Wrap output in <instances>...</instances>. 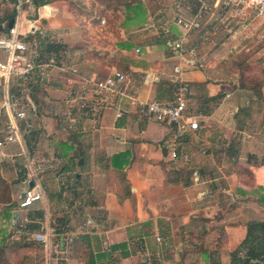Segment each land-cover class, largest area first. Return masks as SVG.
<instances>
[{
  "label": "crops",
  "instance_id": "0c3cea01",
  "mask_svg": "<svg viewBox=\"0 0 264 264\" xmlns=\"http://www.w3.org/2000/svg\"><path fill=\"white\" fill-rule=\"evenodd\" d=\"M124 4L130 6L122 10L114 0H56L22 9V34L40 27L45 35L63 40L55 42L63 48L50 57L58 64L51 71L53 82L40 87L56 86L66 77L79 112L65 113L53 123L55 119L47 117H55L56 109L44 108L51 112L47 116L33 102L32 90L16 93L30 111L27 124L32 128L28 132L22 123L19 143H5L0 134L1 174L20 198L36 167H41L35 174L44 199L23 216L18 208L3 212L0 232L11 227L5 224L8 215L14 225L13 212L19 211L17 224L32 235L49 236L46 264H186L175 249L187 253L182 246L194 244L195 235L210 236L216 229V211L225 208L220 219L227 222L228 247L220 253L210 241L204 247L206 258H213V264H245L240 249L248 250L243 244L248 228L264 225V89L259 97L240 85L246 80L235 68L239 53L233 34L256 18H234L228 0ZM16 5L17 0H0V36L8 31L12 14L16 21ZM225 18L230 23L218 30ZM78 31L81 49L73 44ZM217 31L225 34L216 38ZM64 54L72 55L65 63ZM77 54L79 60L74 59ZM114 72L126 75L122 88L127 86L128 101L121 102L116 92L94 91ZM184 86L188 117L199 127L175 140L174 126L141 110L149 102H172ZM221 119L226 129L236 131L237 139L227 146L220 141ZM73 135H79V144L70 142ZM223 150L230 166L221 188L216 180ZM12 170L21 173L9 178L6 174ZM218 192L225 196V207L223 201L216 205L213 200ZM202 216H208L209 227L202 225Z\"/></svg>",
  "mask_w": 264,
  "mask_h": 264
},
{
  "label": "built area",
  "instance_id": "2783aa9c",
  "mask_svg": "<svg viewBox=\"0 0 264 264\" xmlns=\"http://www.w3.org/2000/svg\"><path fill=\"white\" fill-rule=\"evenodd\" d=\"M233 5L232 16L237 19L246 20L250 17L256 19L264 18V0H228ZM33 5L32 0H17V18L11 29L0 36V87L4 93V102L1 112L4 118L3 132L5 143H19L22 140V123H26V129L30 132L32 126L27 124L29 113L23 100L18 101L16 97L10 96V90L15 89L17 93H30L34 87L41 86L50 80L51 71L57 68V61L54 58L46 59L45 48L42 46L45 32L40 27H32L33 31L22 34L20 32V17L24 6ZM186 29L189 23L178 21ZM33 25L38 20L33 21ZM104 24V21H102ZM36 30H35V29ZM31 33V34H30ZM177 48L180 45H176ZM264 67V66H263ZM126 81V75L114 72L103 83H99L94 91L96 93L116 92L122 98L127 97V86L122 88ZM188 88L180 87L176 92L172 102H149L142 107V113L152 116L157 122L172 125L176 128L174 139L178 140L188 133L195 131L199 127L196 120H190L187 114L188 102L186 95ZM128 98V97H127ZM132 99V98H130ZM29 105L36 109L30 99ZM133 104L136 103L132 100ZM172 157L176 158V151L172 152ZM41 167H36L31 180L33 187L25 189V196L19 198L18 210H28L37 203L43 201L44 191L35 173H40ZM27 222V219L24 220ZM32 240L38 242L48 249L50 238L46 234L32 235ZM157 241L162 239L157 237Z\"/></svg>",
  "mask_w": 264,
  "mask_h": 264
},
{
  "label": "rangeland",
  "instance_id": "374dc122",
  "mask_svg": "<svg viewBox=\"0 0 264 264\" xmlns=\"http://www.w3.org/2000/svg\"><path fill=\"white\" fill-rule=\"evenodd\" d=\"M114 1L117 4H119L120 7H123V3H127V0H114ZM150 5H151V7H157L156 4H154V3H150ZM249 21L250 22L246 25L245 28H243V29L240 28V31H241L240 34H238V35L233 34V35H235V38H237V39L233 40V45L237 47L236 53L237 52L239 53L236 57V60H235V68H238L237 70H240L241 77L243 79H246L245 83H247L251 87H257V86L261 85L263 87L262 88V91H263V89H264V75H263L264 18L250 19ZM229 23H230V20H228L226 18L223 19L222 21L219 22L218 30L220 27H225V26L227 27V25ZM79 32L80 31H78V34L75 35L76 36L75 38H77V39H76L75 43H73L75 45V48H77V49L82 48L81 35L79 34ZM238 32H239V30H238ZM224 34H225V32L217 31V34H216L217 37L216 38H218V37L221 38ZM216 35L213 34V37H215ZM44 38L45 39L42 43V46H44V45L46 46V44H48V41H51L54 43L55 42L58 43V41L63 42L62 39H57L55 37L53 38L52 35H44ZM46 39H48V41ZM79 54H77L76 56L73 55L75 60L80 59ZM64 55H65V59L63 62L65 63V60L70 59L72 55H70V54H64ZM66 56L69 58H67ZM95 56L96 55L93 54V57H95ZM71 61H73V60H71ZM246 61H248V62H246ZM242 62H244V65H241ZM65 78L66 77L62 76L59 80L60 82L58 84H56V86L54 84L53 86L50 87L51 83L53 82V79H51L50 80L51 83L46 86L45 91L43 90L39 94V99H41L42 102L44 103V108L52 107V108L56 109V112H54L55 117H47L48 119L54 118L55 120L51 119L53 123H58L59 122L58 116L60 118H63L65 113L72 112L73 110L79 112V109L77 108V104H76L77 102L72 101L71 91L69 88L67 89V87L69 85H68V81ZM126 95L129 96L127 93H126ZM121 100H122L121 102H124V101H128L129 98L123 97V98H121ZM0 101H1L0 102V109H1V107H2V105H1L2 104V97L1 96H0ZM107 104H108L107 106H110L109 100H107ZM106 108L110 109V107H106ZM27 110H28V112H30L29 109H27ZM44 113H46L47 116H49L51 112H49L47 109H44ZM1 114H2V112L0 110V134L3 136L2 137L3 142H5L4 141L5 140L4 135L2 134V132H3L2 127L4 124V118H3V115H1ZM223 119H224V117H223ZM45 121H44V123H49V122H47V121L45 122ZM219 122H221V125H223L222 127L224 129V132L220 134V137H221L220 141H221V144H224L225 146H227V144L232 140L233 137L235 140L237 139L236 138V131L232 130V129H230V130L226 129L224 126L226 121H223L221 119V120H219ZM35 125H37V122L35 123ZM216 125L218 127H220L219 124H216ZM257 133L258 132L255 133V135H254L255 137H257ZM239 135L240 134L238 133V136ZM225 146L221 145V149H225L224 148ZM222 152L223 153H220L221 154L220 158L223 160V162L219 165V169H222V170H218L217 175H219V176L216 180L217 181L216 183H218L219 187H221V188H223L221 184H223L225 187V184L223 183L225 181L224 175L227 173L229 166H230V163L227 162L228 154L225 153L227 151L223 150ZM15 172H17V175H20V173H21L19 170L18 171L12 170V172H10V173L8 172L6 175L9 178H12V177L16 176ZM247 181L249 184L252 182L251 180H247ZM221 188H219V189L222 191ZM8 193L11 194V190L8 191V189L6 187L0 185V200L1 199L5 200L8 197ZM218 193L220 194L221 192H218ZM218 193H216L213 196V198H214L213 200L215 201L216 205H217V202H218V204L220 203V205H221V203L223 201V207H225V203H226V205L228 204L226 202L225 196H224V194L219 195ZM11 196H12V203L14 205L13 209L17 210L19 194L17 193V191L12 190ZM0 209H1L0 210V221H1L2 213H3V206L2 205H0ZM224 209L225 208H223L221 211H216L218 213L217 214V224H214V223L212 224V226L216 227V229L215 228L212 229L213 231H211L210 236L206 235V236L201 237V241H202L201 243H194V244H192L191 242L186 243L182 246V248L185 246V249L187 252H193L194 253V251L203 248L204 245H206V247H208L209 246L208 242H210V241H211L213 249L215 247H217L219 249V251H217V252L221 253L222 252L221 250H224L225 248H227L228 247V236H227V230L225 229V224H224L227 222H224V219H222V220L220 219L221 215L224 214ZM28 211H30V210L28 209V210L21 211L22 216L25 215ZM214 216H215V213L212 214V218H214ZM206 217H208V216H205V217L202 216L201 222H203L202 225H205V227H209L207 225L209 220ZM17 222H18V220L16 221V223H14V225H11V227H10L11 228L10 238H9V241L7 242V245H9V246H11V245L13 246L14 243L32 242V234L27 231V228H24L21 226V222H19V224H17ZM18 226H21V228ZM198 230L202 231L204 229H201L199 227ZM205 232H206V230H205ZM223 232L226 236V239H225V236L221 234ZM188 235H190V234H188ZM170 251H173V250H170ZM248 251L249 250L244 249V248L240 249V252L242 253L241 256H243L244 260H247L251 257ZM174 252H176L178 254V256L181 258V253H179L180 251H177L175 249ZM228 253H229V255H232L234 253V251L231 250ZM204 258H205V256H203V258H201V264H209L210 263L209 258H207V259H204ZM40 260L41 259H40L39 255L34 251L27 252V251H24L21 249H14L10 253L11 264H38V262ZM46 263L47 262L45 259V264ZM168 264H177V263H176V261H171ZM187 264H194V263L189 260L187 262ZM198 264H199V262H198ZM250 264H261V262L258 259H256V260L251 259Z\"/></svg>",
  "mask_w": 264,
  "mask_h": 264
},
{
  "label": "trees",
  "instance_id": "16d2710c",
  "mask_svg": "<svg viewBox=\"0 0 264 264\" xmlns=\"http://www.w3.org/2000/svg\"><path fill=\"white\" fill-rule=\"evenodd\" d=\"M52 1H56V0H32L33 5L35 6L36 9H38L42 6H46ZM99 1L101 2V0H98V2ZM118 5L119 4H117L116 7H120V5L119 6ZM124 6L129 7L130 5L124 4L123 7ZM123 7H121V8H123ZM115 11L117 12V9ZM13 18H15V14H12L10 16L9 20L13 19ZM5 22H7V20ZM107 22H108L107 23L108 26L112 27V24L114 21L110 19ZM46 40L48 41V39H46ZM62 48H63L62 45L48 41V44H46V48L44 50L46 55H47L46 59L54 56L55 54H58ZM241 65H244V62H242ZM263 75H264V69H263ZM240 85L244 89L253 91L256 96H259V97L262 96L263 97V92H262L263 87L261 85H259L257 87H251L247 83H244V81L242 83H240ZM41 91H43V88H41L40 86L35 87L32 89L31 95L33 97L32 98L33 102H35L37 104L39 110L42 111V110H44V103L42 102L41 99H39V94ZM16 93L17 92L15 89L10 90V96L11 97H15ZM0 96L2 97V104L1 105H3V90L1 87H0ZM41 111H39V112H41ZM79 138H80L79 135H77V136L73 135L70 139V142L77 145V144H79ZM121 181L123 183H125V185H126L127 182H126L124 177L121 178ZM0 185L6 187L8 189V191L11 190L10 186L7 184V182L2 177L1 168H0ZM125 185H124V187H125ZM127 192L130 193L129 186L127 187ZM11 194H12V190H11ZM11 194L8 193V197L5 200L4 199L0 200V205L3 206V212L9 213L14 208V205L12 203ZM10 216L11 215H8V220H7L8 222H5L6 225H12ZM0 224H1V222H0ZM10 229L11 228L6 227L3 229L2 234L0 232V234H1L0 235V264H11L10 253L14 249H21V250H24L27 252L34 251L39 255V257L41 259L38 262V264H45V249H44V246L42 244L32 240V242H28V243H14L13 246L7 245V242L9 241V238H10V231H11ZM248 229H249V234H248L247 239L245 240V242L243 244L246 245L245 247L248 246L247 248L249 250L248 252L251 256L250 257L251 259H255V260L258 259L260 262L264 263V225L254 223V226H249ZM221 234L225 236L224 232ZM201 236L203 237L204 235H201ZM225 239H226V236H225ZM194 241H195V243H201L202 241H201L200 235H195ZM204 247H205V245L203 246V248L194 251V253L193 252H187V253L181 254V258H182L183 262H185L187 264V262L190 260L194 264H198V262H199V264H201V258H203V256H205L204 259H207L206 258L207 252L204 250ZM250 258L245 260V264H250V261H251ZM211 262H213V258L210 260L209 264H213ZM62 263H63V261H60V262L59 261H52L51 262V264H62Z\"/></svg>",
  "mask_w": 264,
  "mask_h": 264
},
{
  "label": "water",
  "instance_id": "95a60500",
  "mask_svg": "<svg viewBox=\"0 0 264 264\" xmlns=\"http://www.w3.org/2000/svg\"><path fill=\"white\" fill-rule=\"evenodd\" d=\"M15 20L11 19L10 22L8 23V28L11 29L14 25ZM1 30V27H0ZM34 183L33 181H29L28 187H33ZM25 196V191L22 193L21 198ZM19 219V211H14L13 212V222L16 223V221Z\"/></svg>",
  "mask_w": 264,
  "mask_h": 264
}]
</instances>
